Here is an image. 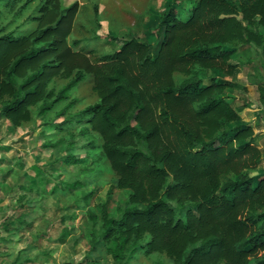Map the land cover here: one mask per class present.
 <instances>
[{
    "label": "trees",
    "instance_id": "obj_1",
    "mask_svg": "<svg viewBox=\"0 0 264 264\" xmlns=\"http://www.w3.org/2000/svg\"><path fill=\"white\" fill-rule=\"evenodd\" d=\"M34 1L0 0V112L14 127L29 120L31 107L42 116L68 100L69 91L89 75L99 83L97 66L76 50L80 42L67 40L77 3L59 9L56 0H38L36 12L24 21L34 26L26 31L23 25L12 26L13 20L6 22V11L17 10L16 18ZM97 11L95 7L96 16ZM151 33L157 40L155 53L138 39L108 35L111 45L119 47L108 56L115 67L106 80L114 83L112 94L132 100L127 116L115 115V104L103 101L65 115L76 99L61 112L66 118L57 126L60 131L97 116L116 137H133V147L118 149L126 165L133 168L143 159L161 179L162 193L155 197L145 195L143 180L122 181L121 188L134 190L137 199L120 216L104 210L100 234H93L91 242L101 236L114 264H128L140 252L164 253L174 264H264V172L250 175L262 159L254 145L256 134L248 124L226 126L240 121L242 108L218 97L226 88L225 80L204 74L215 70L231 76L230 61L240 46H254L264 55V0H173ZM133 54L142 84L156 86L174 105L184 106L183 111L194 106L195 118L208 125L209 133L201 135L183 124L188 145L180 157L169 152L155 156L150 150L158 128H147L141 120L149 106L131 80L128 62ZM176 72L184 76L179 85L173 83ZM61 74L69 80L54 94L48 85ZM94 90L103 93L97 84ZM258 94L264 106V82L258 85ZM92 133L85 126L77 135L67 134L74 140L59 138L69 150L64 163H78L80 150L95 151L97 136ZM78 135L84 142L75 139ZM176 160L182 164L174 166ZM78 184H67L65 189Z\"/></svg>",
    "mask_w": 264,
    "mask_h": 264
},
{
    "label": "rangeland",
    "instance_id": "obj_2",
    "mask_svg": "<svg viewBox=\"0 0 264 264\" xmlns=\"http://www.w3.org/2000/svg\"><path fill=\"white\" fill-rule=\"evenodd\" d=\"M56 3L59 9L77 3L67 40L69 43L80 42L76 50L86 53L97 66L99 83L89 75L69 91L68 100L58 103L42 116L37 114L38 108L31 107L29 120L17 127L0 112V264H114L101 236L96 243L91 242L93 234H100L103 211L116 217L134 204L132 200L138 196H134V190L121 188L122 181L143 180L145 195L155 197L162 193L161 179L143 159L129 168L118 149L133 147L136 144L134 138L128 135L116 137L102 127L97 116L88 117L71 129L60 131L57 126L65 120L66 114L102 101L114 103L113 113L117 116H127L131 112L132 100L122 94H112L114 83L106 80L115 67L109 60L110 54L119 47L111 45L108 35L122 40L138 39L147 45L150 53H155L157 40L151 30L173 0H56ZM37 4L38 0L32 2L16 18L17 10L6 11V22L13 20L11 25L14 27L23 25V31L32 28L34 23L24 25V21L36 12ZM95 36L100 39L94 40ZM134 54L129 58L128 70L134 86L141 90L143 100L149 106L141 120L147 128L155 125L158 128V137L150 144V150L155 156L169 152L180 157L188 145L181 130L183 124L201 135L209 133L208 125L203 126V122L195 118L194 106L183 111L184 106L174 105L158 93L156 86L142 84ZM230 64L234 66L231 76L215 70H204V74L208 78L225 80L226 88L218 97L235 109L242 108L240 121L226 126L248 124L253 128L254 145L260 149L262 159L250 175L259 176L264 172V106L258 94V85L264 82V55L254 46H240ZM172 77L174 85H179L184 78L178 72ZM68 80V76L61 74L48 87L55 94ZM96 84L104 94L94 90ZM71 99H76V104L67 109L65 115L61 114ZM85 126L97 136L98 147L94 152L80 150L76 164L64 163L69 150L64 143L58 142L59 138L74 140L67 134L77 135ZM75 139L84 142L81 135ZM181 164L182 160H176L174 166ZM223 177L221 175L220 179ZM74 182L79 183L76 188L65 189L67 184ZM65 232L68 235L63 239ZM128 264L174 262L164 253L140 252Z\"/></svg>",
    "mask_w": 264,
    "mask_h": 264
}]
</instances>
